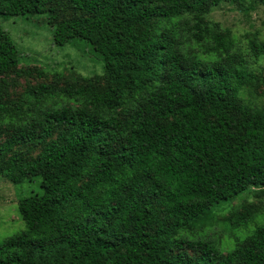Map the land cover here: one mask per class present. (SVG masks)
<instances>
[{
  "label": "trees",
  "instance_id": "16d2710c",
  "mask_svg": "<svg viewBox=\"0 0 264 264\" xmlns=\"http://www.w3.org/2000/svg\"><path fill=\"white\" fill-rule=\"evenodd\" d=\"M51 1L0 0V17L47 14L53 44L83 42L103 75L0 96V176L41 179L17 202L24 229L0 243V264L56 250L68 264H264V223L226 255L188 239L217 205L264 194V107L238 97L258 81L264 43L244 53L205 20L240 0H64L79 14L68 19ZM19 60L0 26V76ZM17 146L42 150L27 161Z\"/></svg>",
  "mask_w": 264,
  "mask_h": 264
},
{
  "label": "rangeland",
  "instance_id": "374dc122",
  "mask_svg": "<svg viewBox=\"0 0 264 264\" xmlns=\"http://www.w3.org/2000/svg\"><path fill=\"white\" fill-rule=\"evenodd\" d=\"M50 4L57 7L60 19L79 15L64 0H52ZM46 20L47 14L8 19L0 17V26L15 44L20 59L15 72L0 76L1 102L20 100L28 86L51 83L63 86L64 83H80L82 78L102 77L101 58L81 41L62 47L55 46L53 29L47 25ZM205 20L218 24L234 35L244 53L249 50V41L253 37L264 43V0H240L239 4L221 3ZM250 67L258 81L252 87L243 88L238 97L244 105L259 109L264 107V57L251 60ZM4 139V136L0 137V142ZM41 150V146L34 148L17 146L12 152L22 153L25 160L32 161ZM40 183V177H35L25 180L20 185H13L0 176V243L24 229V224L17 214V202L22 197L39 193ZM247 213L250 214V223L244 229L241 226V218ZM209 216V222L205 223L207 227L200 230L201 225H196L194 236H189L188 239L195 242L200 240L215 242L226 255L235 245L242 244L246 235L263 225L264 194L255 198L250 191H246L230 202L217 205ZM183 252L191 260L200 255L197 250L186 245L183 246ZM25 264L68 262L60 250L32 251Z\"/></svg>",
  "mask_w": 264,
  "mask_h": 264
}]
</instances>
